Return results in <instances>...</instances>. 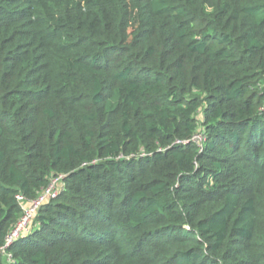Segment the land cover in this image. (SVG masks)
<instances>
[{
	"label": "trees",
	"instance_id": "1",
	"mask_svg": "<svg viewBox=\"0 0 264 264\" xmlns=\"http://www.w3.org/2000/svg\"><path fill=\"white\" fill-rule=\"evenodd\" d=\"M59 176L0 264H264V0H0V248Z\"/></svg>",
	"mask_w": 264,
	"mask_h": 264
},
{
	"label": "built area",
	"instance_id": "2",
	"mask_svg": "<svg viewBox=\"0 0 264 264\" xmlns=\"http://www.w3.org/2000/svg\"><path fill=\"white\" fill-rule=\"evenodd\" d=\"M200 139V136H197L195 139ZM62 176L54 178L49 186L44 190V192L34 201L26 204L27 208L24 207V214L16 224L15 228L7 235L5 239V244L0 248V252L4 253L5 250L22 234L26 233L29 230L32 219L42 205L49 198L55 197L59 192V187L61 185ZM21 199V197H19ZM32 205L33 207H29Z\"/></svg>",
	"mask_w": 264,
	"mask_h": 264
},
{
	"label": "rangeland",
	"instance_id": "3",
	"mask_svg": "<svg viewBox=\"0 0 264 264\" xmlns=\"http://www.w3.org/2000/svg\"><path fill=\"white\" fill-rule=\"evenodd\" d=\"M60 186H61V185H60ZM24 207H25V208H27L28 206H26V205H25ZM29 207H33V206H32V205H30Z\"/></svg>",
	"mask_w": 264,
	"mask_h": 264
}]
</instances>
